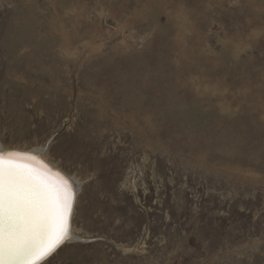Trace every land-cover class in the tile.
<instances>
[{"label":"rangeland","instance_id":"rangeland-1","mask_svg":"<svg viewBox=\"0 0 264 264\" xmlns=\"http://www.w3.org/2000/svg\"><path fill=\"white\" fill-rule=\"evenodd\" d=\"M2 148L79 184L45 264H264V0H0Z\"/></svg>","mask_w":264,"mask_h":264},{"label":"snow or ice","instance_id":"snow-or-ice-1","mask_svg":"<svg viewBox=\"0 0 264 264\" xmlns=\"http://www.w3.org/2000/svg\"><path fill=\"white\" fill-rule=\"evenodd\" d=\"M0 155V264H36L69 235L73 185Z\"/></svg>","mask_w":264,"mask_h":264},{"label":"bare ground","instance_id":"bare-ground-1","mask_svg":"<svg viewBox=\"0 0 264 264\" xmlns=\"http://www.w3.org/2000/svg\"><path fill=\"white\" fill-rule=\"evenodd\" d=\"M1 153H4V154H1ZM8 153H18L19 154L18 157H14L13 158L16 163L24 164V165H27L29 167H32V168H34V169H36L38 171L44 172L53 181H59L60 178L66 179L70 183H73L72 185L77 188V191H79V184H77V182L73 178H71V177L68 176V178H69L68 179L67 177H65L66 176L65 173H63L64 175L62 173H60L61 171L58 170L59 168L57 169L56 166H53L52 163H49L47 161V159H45L44 157H42L43 155H42V152L41 151H39V150H34V151H27L26 150V151H24V150H20V148L19 149H13V150H12V148L10 150L9 149H5V148L0 149V155L7 156ZM27 153H30L32 155H30V154L29 155H24V154H27ZM52 171H58L60 174L59 173H56V172H52ZM62 175H63V177H62ZM77 191H76V189L74 190V193H75L74 195L75 196H77ZM71 228H73V221H71V223H70V220H69V235H70V238L77 239L76 237H74V235H71V234H73V231H72V233L70 232V229ZM71 242L72 241H66V243H64V245H62L50 258H48L50 255L49 256H46L45 259L46 258H48V259L46 261H44L43 263H41L44 260L43 259L40 263L41 264L47 263L52 257H54L60 251V249L62 247H64L67 244H70Z\"/></svg>","mask_w":264,"mask_h":264},{"label":"water","instance_id":"water-1","mask_svg":"<svg viewBox=\"0 0 264 264\" xmlns=\"http://www.w3.org/2000/svg\"><path fill=\"white\" fill-rule=\"evenodd\" d=\"M1 154H4V153H1ZM29 154H30V153H27V154H24V155H29ZM30 155H32V154H30ZM35 157H36V156H35ZM52 172L59 173L58 171H52ZM60 173H61V172H60ZM60 173H59V174H60ZM62 177H63V175H62ZM73 190H74V189H73ZM74 194H75V193H74ZM75 198H76V196L74 195V202H73L72 212H71V215H70V218H69L70 223H71V219H72V215H73V209H74V205H75ZM70 230H71V229H70ZM68 240H69V239H68ZM68 240H66V241H68ZM66 241H65V242H66ZM65 242H64V243H65ZM64 243H63V244H64ZM63 244H61V245L56 249V251H57V250H58ZM56 251H55V252H56ZM55 252H54V253H55ZM54 253H52L48 258H50ZM48 258L45 259V257H43L42 259L38 260V261L36 262V264H38V263L41 264V263H43L44 261H46ZM43 259H44V260H43ZM42 260H43V261H42ZM41 261H42V262H41ZM40 262H41V263H40Z\"/></svg>","mask_w":264,"mask_h":264}]
</instances>
